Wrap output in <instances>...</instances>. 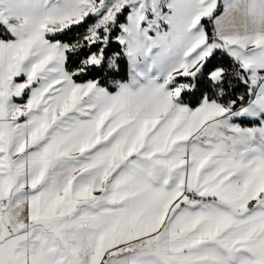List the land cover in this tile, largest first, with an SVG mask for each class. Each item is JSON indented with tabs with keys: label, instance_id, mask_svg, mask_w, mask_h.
<instances>
[{
	"label": "snow or ice",
	"instance_id": "6c2138e0",
	"mask_svg": "<svg viewBox=\"0 0 264 264\" xmlns=\"http://www.w3.org/2000/svg\"><path fill=\"white\" fill-rule=\"evenodd\" d=\"M0 264H264V0H0Z\"/></svg>",
	"mask_w": 264,
	"mask_h": 264
}]
</instances>
